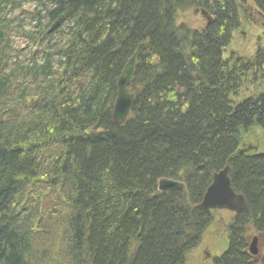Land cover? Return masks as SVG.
Listing matches in <instances>:
<instances>
[{
	"label": "trees",
	"instance_id": "1",
	"mask_svg": "<svg viewBox=\"0 0 264 264\" xmlns=\"http://www.w3.org/2000/svg\"><path fill=\"white\" fill-rule=\"evenodd\" d=\"M40 1L22 23L31 21L32 30L8 33L13 25L0 14V264H187L186 248L213 217L196 205L227 162L247 207L229 221L237 228L216 264H264V257L253 263L249 252L239 253L249 235H264V153H236L245 134L264 130V94L249 97L260 107L230 99L240 75L253 83L264 74V41L253 59L232 66L222 53L225 34L230 38L242 17L264 29V0H252L255 7L248 0H184L213 16L184 60L158 28L153 0ZM46 11L57 16L45 21ZM119 11L121 22L112 26L111 13ZM127 24L139 35L133 44L120 34ZM14 32L33 47L14 48ZM144 40L131 113L118 123L111 88L117 93L122 66ZM49 41H58L50 42L51 50L60 47L55 54L45 51ZM163 177L186 188L159 191ZM179 201L191 218L177 210ZM188 224L196 239L182 250ZM52 230L56 235L44 239Z\"/></svg>",
	"mask_w": 264,
	"mask_h": 264
},
{
	"label": "bare ground",
	"instance_id": "2",
	"mask_svg": "<svg viewBox=\"0 0 264 264\" xmlns=\"http://www.w3.org/2000/svg\"><path fill=\"white\" fill-rule=\"evenodd\" d=\"M23 3H26L25 0H22ZM156 4V11L158 12L157 14V20H156V24L158 26V28H160L162 30V33L166 34L170 39H172V43H173V46H174V55H176V57L178 58H183L184 60V56L188 59V57H190V55L186 52H194V48L197 44H199V39H195V37L199 34H202L205 32V26L201 27L200 28V24L198 26H191L190 24H186L185 22H180L179 20V13L184 11H193V12H196L198 13L199 15V23L201 21V19L203 18L204 21H205V25L211 23L212 21H209V19H213V16L211 14H209L205 9L204 7L202 6H198V5H190L187 1H181V0H153ZM40 0H29V3L32 5V7H39L40 5ZM182 6V7H181ZM25 12H26V9L25 10H22V9H19V8H16L14 6H11V5H7L5 3H3V0H0V14L2 15L3 19L6 20V21H10V23L13 25L11 27H16V26H22L23 24V21H25ZM49 11H46L43 18L45 21H50V20H53L54 17H56L57 15L56 14H51V12ZM139 13H137L138 15ZM43 15V14H42ZM140 15V14H139ZM211 16V17H210ZM121 17H120V11L117 12V13H111V17H110V23L112 26H119L120 22H121ZM233 22V17H231L229 23ZM134 26H127L125 28H120V34L122 35V40H126V42L128 41L129 44H133L135 43L134 41L137 40V38L139 37V35L136 34L135 30L133 29ZM236 30V29H235ZM233 30L232 33L235 31ZM231 36L232 34H230V38H229V35L226 33L225 34V37H226V41L224 42V46L228 47L230 45V41H231ZM263 38H264V33H263ZM51 41L47 42L45 47L46 50L45 51H48L50 52L49 54H55L56 51L59 50L60 47H57L55 48V50H51V46L55 43H58V41H54L51 42L53 44L50 43ZM125 42V43H126ZM125 46V45H124ZM148 47V41H143V42H138L137 46H136V49H141V53L142 52H145V49H147ZM226 47L223 48L222 52H224V50L226 49ZM51 50V51H50ZM134 51V52H135ZM147 58H149V56H146ZM145 57V58H146ZM44 58V57H43ZM59 57L57 55V58H54L53 60L54 61H59ZM131 57H129L126 62L124 63V65L122 66V69L121 71L119 72L118 74V79L122 77V79L125 77V75H127V68H128V64H129V61H130ZM47 62V61H45ZM183 62V61H182ZM11 64V63H10ZM137 65L138 63L136 64V67H135V72H136V68H137ZM183 69L185 70V72H189L191 71L192 67L190 64L188 63H185V61L183 62ZM135 72H133L134 76H135ZM193 74V73H192ZM134 76H133V80H134ZM161 75H155V77L159 78ZM200 74H196V77L199 78ZM133 80L129 83V88L133 82ZM264 82V81H263ZM195 86H197L195 84ZM117 89V87H116ZM112 90V97L115 96V101H116V98H117V94H116V90L114 88H111ZM116 94V95H115ZM115 101L114 103L112 104V108H111V114H112V117L114 115V110H115ZM114 118V117H113ZM128 118V117H127ZM127 120V119H126ZM125 120V121H126ZM258 127H264V125L261 124V126H258ZM257 133L258 134H262L264 135V130L262 128H257ZM261 133H260V131ZM72 161V160H71ZM69 161L68 164L71 162ZM67 164V165H68ZM67 169V168H65ZM220 170H216L215 172H213L212 174V178L214 179V175L216 174H219ZM38 187H41L42 191L44 193H47L48 189L46 188V186L44 185H38ZM197 188V186L195 187V189ZM233 191L236 193V194H241L243 197H244V200L245 202L247 201L246 200V196L245 194L234 188L233 187ZM49 198V197H48ZM43 200H46L47 201V198L43 196ZM180 205H176L177 207V210L180 211L182 217L183 216H186L188 218H191L193 216V213H191L190 211L188 210H183V209H187L183 202L179 201ZM197 208V207H196ZM220 210H225L224 208H221ZM24 217H29L28 214H24ZM199 219L197 220V222H195V225L197 227H201L200 224H198L201 220H202V217L200 215H198ZM234 222L232 223H227L226 225V228L227 230L231 231L236 227V225L234 226L233 225ZM203 226V225H202ZM182 227L183 230H182V233H181V238L179 239V242H181V245L182 246V250L184 248H186L187 246H189V244L193 241H195L194 239L195 238V234L197 232L196 228L191 225V224H188V225H183ZM57 231L56 230H52V231H49L48 233L44 234L43 238L44 239H50L52 237H54L56 235ZM233 235V233H232ZM247 240L251 241L252 244L254 242V238H253V235H249L247 237ZM194 246H190V247H187L186 250H188V252L192 251V248H195L196 246H198V242H194ZM186 246V247H185ZM190 249V250H189ZM205 251L207 249H204ZM228 250V248H226L220 255L218 256H214V257H210L208 258V262L209 264H216V260L215 258L216 257H220L222 256L224 253H226ZM250 251V248H249V243H245L244 245H241L239 246V253L240 254H246ZM187 252V253H188ZM186 253V259L188 257ZM209 253V251L207 252ZM210 254V253H209ZM202 256V254H198V257ZM252 257V261L253 263H260L262 258L264 257V254H257V253H254L253 255H250ZM187 263V261H186Z\"/></svg>",
	"mask_w": 264,
	"mask_h": 264
},
{
	"label": "rangeland",
	"instance_id": "3",
	"mask_svg": "<svg viewBox=\"0 0 264 264\" xmlns=\"http://www.w3.org/2000/svg\"><path fill=\"white\" fill-rule=\"evenodd\" d=\"M25 2L26 3H24L21 7H19V9L22 10L26 9L25 17L30 15L32 17L35 16V12L37 11L36 7H32L33 4L31 3L32 4L31 5L29 3V0H25ZM248 3L252 7L254 6L252 0H248ZM178 17L180 22H185L186 24H190L191 26H198L199 24H200V28L202 26L203 27L205 26L204 19L202 18L199 23L198 13L193 12L191 10L186 12L184 11L180 12ZM22 27L28 30L33 29V25L31 21H26L25 24L22 25ZM16 30H17L16 28L11 27L8 33H12L13 31ZM263 31L264 29L260 25H258L257 22H255V24L247 23L246 20H243L242 17L240 20V27L232 33L230 45L226 47L224 52H222L223 58L229 62L228 66H232L236 62L235 60L237 59L239 60L253 59L256 55L258 45H261L264 41V38L262 36ZM12 40L14 41V48L18 47V50L22 53L27 52L30 47H33L31 40L27 38V35H23L22 33L14 32ZM12 62L14 64L16 63V61L14 60H12ZM263 81H264V74L257 75V79L253 83H250L249 80L247 81L244 74L240 75L239 78L237 79V83L239 84V86L237 85V87L235 86L233 88L232 93L230 95V99L235 103H241L242 101L246 100L248 102L245 105H247L248 107H249L248 104L252 105L253 107H260L259 105L256 104L259 101L255 102L253 100H250L249 97H254V96L259 97L262 94H264ZM253 132L251 130L249 133L245 134L242 137V141H240L238 145V149L242 150L240 154H247L252 144L254 145L257 143L259 146V150L257 149V152H260L262 154L264 153V135L258 134L257 130ZM208 173H210V171ZM178 181L184 183V187L179 189H185L186 188L185 182L183 180H178ZM211 211L212 212L206 213V214L213 213V217H211V220L209 221L208 225L204 228V231L200 233L201 236L199 238L198 246L192 248V251L188 253L186 252L188 255L187 264H209L208 258L214 257L215 255L218 256L226 248H228L230 240H229V230H227L226 225L233 217V213L228 210H211ZM247 243H249V240ZM204 249L207 250L205 251ZM208 251L210 254L207 253ZM261 251L262 252L264 251V238L262 239V243H261ZM200 253L202 254V256L198 257V254Z\"/></svg>",
	"mask_w": 264,
	"mask_h": 264
},
{
	"label": "water",
	"instance_id": "4",
	"mask_svg": "<svg viewBox=\"0 0 264 264\" xmlns=\"http://www.w3.org/2000/svg\"><path fill=\"white\" fill-rule=\"evenodd\" d=\"M211 17V16H210ZM209 21H212L209 19ZM141 54V49H137L131 56L127 68V75L117 81V98L115 101V110L113 119L118 123H123L127 119L134 102V94L129 90V83L133 80V72L137 64V59ZM230 168L228 165L222 169L219 174L214 175L213 182L207 188L202 201L197 205L198 209L208 213L212 208H224L231 211H240L246 207V202L241 194L233 191L229 176ZM159 190L171 191L184 187L183 183L162 178L158 183ZM256 247V239L251 244V249Z\"/></svg>",
	"mask_w": 264,
	"mask_h": 264
}]
</instances>
